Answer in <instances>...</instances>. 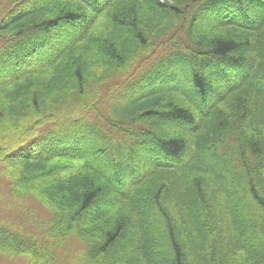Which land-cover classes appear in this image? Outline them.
Instances as JSON below:
<instances>
[{
  "label": "trees",
  "instance_id": "1",
  "mask_svg": "<svg viewBox=\"0 0 264 264\" xmlns=\"http://www.w3.org/2000/svg\"><path fill=\"white\" fill-rule=\"evenodd\" d=\"M0 177L6 261L264 264V0H0Z\"/></svg>",
  "mask_w": 264,
  "mask_h": 264
},
{
  "label": "rangeland",
  "instance_id": "2",
  "mask_svg": "<svg viewBox=\"0 0 264 264\" xmlns=\"http://www.w3.org/2000/svg\"><path fill=\"white\" fill-rule=\"evenodd\" d=\"M151 148L145 153L150 154ZM7 182L0 177V219L5 222H10L14 227H23L21 222L31 223V225L41 226L46 220L47 214L40 207L31 201L15 200L8 190ZM36 227V226H35ZM74 247L79 248L78 242L73 244ZM14 259V258H8ZM4 260L0 257V264H19L17 261ZM12 262V263H9Z\"/></svg>",
  "mask_w": 264,
  "mask_h": 264
}]
</instances>
